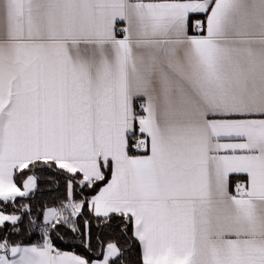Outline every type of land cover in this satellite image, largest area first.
Instances as JSON below:
<instances>
[{"label": "snow or ice", "instance_id": "6c2138e0", "mask_svg": "<svg viewBox=\"0 0 264 264\" xmlns=\"http://www.w3.org/2000/svg\"><path fill=\"white\" fill-rule=\"evenodd\" d=\"M0 264H264V0H0Z\"/></svg>", "mask_w": 264, "mask_h": 264}, {"label": "trees", "instance_id": "16d2710c", "mask_svg": "<svg viewBox=\"0 0 264 264\" xmlns=\"http://www.w3.org/2000/svg\"><path fill=\"white\" fill-rule=\"evenodd\" d=\"M66 250H70V249H66Z\"/></svg>", "mask_w": 264, "mask_h": 264}]
</instances>
